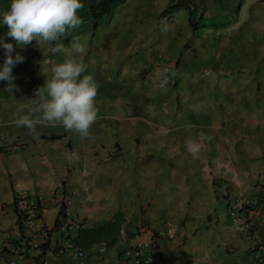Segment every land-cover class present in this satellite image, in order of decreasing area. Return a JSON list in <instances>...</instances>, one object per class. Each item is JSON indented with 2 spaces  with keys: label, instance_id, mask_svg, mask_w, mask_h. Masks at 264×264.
I'll list each match as a JSON object with an SVG mask.
<instances>
[{
  "label": "crops",
  "instance_id": "crops-1",
  "mask_svg": "<svg viewBox=\"0 0 264 264\" xmlns=\"http://www.w3.org/2000/svg\"><path fill=\"white\" fill-rule=\"evenodd\" d=\"M169 2L126 0L94 36L85 32L56 54L43 55L45 45L37 42L13 44L12 55L25 59L12 69V92L0 81V143H19L0 151V264H7L3 251L11 245L25 250L27 264H121L122 250L136 240L153 241L151 264H256L255 236L232 226L225 200L260 197L264 186V0H204V15H222L223 25L197 30L184 7L163 13ZM163 18L167 33L159 29ZM74 42L86 48L83 56L71 52ZM4 52L0 44V66ZM66 59L82 61L98 84L92 138L41 125L29 135L14 120L28 114L34 91ZM167 60L169 83L162 90ZM162 128L166 135L158 134ZM188 139L201 144L196 158ZM61 190L74 191L72 236L122 210L117 242L104 253L94 243L81 258L59 236L42 256L29 248L40 237L19 226L14 197L41 191L40 217L54 228L63 220ZM147 202L134 219L124 206ZM253 219L264 221L259 204ZM168 222L180 225L176 235L156 237L155 229Z\"/></svg>",
  "mask_w": 264,
  "mask_h": 264
},
{
  "label": "clouds",
  "instance_id": "clouds-1",
  "mask_svg": "<svg viewBox=\"0 0 264 264\" xmlns=\"http://www.w3.org/2000/svg\"><path fill=\"white\" fill-rule=\"evenodd\" d=\"M83 7L81 0H10L7 10L0 11V24L8 26V35L21 47L34 39L43 55L51 52L56 54L64 51L59 41L67 30L75 29L81 24L77 15ZM162 33L170 30L167 18L159 21ZM6 59L0 66V81H7L5 91L12 92L15 88L12 69L24 61L19 53L12 55V43L0 42ZM71 52L83 56L86 48L79 42L71 45ZM51 79L34 91L32 105L27 115H20L14 120L16 127H25L29 135L36 133L37 125L63 127L65 131L77 134L81 140L90 139V129L98 119V108L95 99L98 94V84L87 72V66L75 59H66L63 63L52 67ZM167 69L160 74L158 87L164 89L169 83ZM20 110H18L19 112ZM169 124L171 121L168 122ZM168 128H162L158 134L166 135ZM201 139H210L205 133L199 134ZM187 151L196 158L201 150V144L192 139L185 142ZM73 160L78 159L75 155Z\"/></svg>",
  "mask_w": 264,
  "mask_h": 264
},
{
  "label": "built area",
  "instance_id": "built-area-1",
  "mask_svg": "<svg viewBox=\"0 0 264 264\" xmlns=\"http://www.w3.org/2000/svg\"><path fill=\"white\" fill-rule=\"evenodd\" d=\"M170 68L171 61L167 60L164 64V71L167 69L168 73ZM18 144V141L1 142L0 151L9 152ZM73 195V190L69 191L67 196L64 190H61L57 194L56 200L59 205V215L62 216L63 220L54 228H47L40 217L43 202V193L41 191H35L30 194L19 193L14 197L13 206L16 210L17 218L20 221L19 226L29 233L40 237L37 241H31L29 248L40 250L41 244L49 243L54 236L62 238L67 247L71 246L70 237H73L71 234L73 225L70 223L69 215L73 207ZM259 199L258 194L247 197L232 195L228 196L225 202L227 216L232 226L242 235L255 236L256 241L253 253L256 264H264V221L258 224L253 219L259 204ZM179 228L180 225L178 223L168 222L165 225L157 227L154 235L158 238L174 237ZM260 234H263V236L261 237ZM153 244L152 240H136L130 243L122 250L120 258L121 264H151L155 254ZM73 249L77 257H83L84 250L78 249L77 247H73ZM105 250L106 245L101 243L99 253H104ZM3 253L7 257V264H27L24 249L11 245ZM99 262H102V258H99Z\"/></svg>",
  "mask_w": 264,
  "mask_h": 264
},
{
  "label": "trees",
  "instance_id": "trees-1",
  "mask_svg": "<svg viewBox=\"0 0 264 264\" xmlns=\"http://www.w3.org/2000/svg\"><path fill=\"white\" fill-rule=\"evenodd\" d=\"M124 1L126 0H81L83 7L77 13L82 21L81 24L75 29L67 30L66 33L60 37L59 41L53 42V46L59 43L65 47L85 32H90L91 36H94L102 20L111 18L115 9ZM196 2L200 5V8ZM196 2L194 0H170L163 13H168L181 7L186 8L189 13V23L193 30H197L204 26L219 27L223 25V21L220 19L222 15L208 17L204 15L203 9H201L204 0H197ZM9 6L10 0H0V11L7 10ZM218 22H221V24ZM8 31L7 25L0 24V42L15 44L16 41L8 35ZM36 42L37 41L34 39L27 45ZM259 194V205H261L262 211L264 212V186ZM124 221L125 217L122 210H117L102 224L93 227L79 226L76 230V234L73 237L69 236L70 241L73 246L81 250L89 248L94 243H104L106 247H109L117 242L119 231ZM19 222L18 220V223ZM48 247L49 243L41 244L39 255L42 256Z\"/></svg>",
  "mask_w": 264,
  "mask_h": 264
},
{
  "label": "rangeland",
  "instance_id": "rangeland-1",
  "mask_svg": "<svg viewBox=\"0 0 264 264\" xmlns=\"http://www.w3.org/2000/svg\"><path fill=\"white\" fill-rule=\"evenodd\" d=\"M151 203L150 202H147V203H141L140 205H138L137 207H135V209L134 210H132V209H129V205L128 204H126L125 203V207H126V211L128 212V214L134 219V212H145L146 211V209H148L149 208V205H150ZM129 209V210H128Z\"/></svg>",
  "mask_w": 264,
  "mask_h": 264
}]
</instances>
